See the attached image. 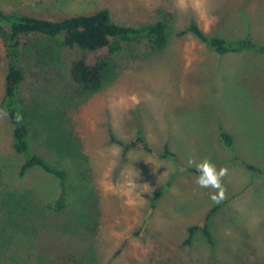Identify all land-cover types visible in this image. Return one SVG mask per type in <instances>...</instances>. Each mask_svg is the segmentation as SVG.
I'll return each instance as SVG.
<instances>
[{"label":"rangeland","instance_id":"1","mask_svg":"<svg viewBox=\"0 0 264 264\" xmlns=\"http://www.w3.org/2000/svg\"><path fill=\"white\" fill-rule=\"evenodd\" d=\"M0 8L48 19L106 8L117 23L162 20L168 32L153 54L140 43L114 57L116 74L93 92L68 73L79 48L21 37L18 95L32 120L29 144L66 172L73 192L62 211L46 209L58 178L38 168L19 175L23 155L8 116L0 118V264H264V172L227 168L225 198L213 204L215 190L198 187L196 172L110 141V132L128 141L140 131L155 149L168 143L186 168L189 157L219 168L236 153L264 169V54L218 55L190 33L175 35L193 20L205 33L249 32L264 44V0H0ZM5 74L0 39V98ZM218 125L232 134V150L218 141ZM59 141L84 154L87 168L73 165L76 152H58Z\"/></svg>","mask_w":264,"mask_h":264},{"label":"trees","instance_id":"2","mask_svg":"<svg viewBox=\"0 0 264 264\" xmlns=\"http://www.w3.org/2000/svg\"><path fill=\"white\" fill-rule=\"evenodd\" d=\"M166 30V23L162 20L137 25L117 23L111 19L106 8L88 14H77L60 19H48L22 12H5L0 8V39L5 49L6 61V74L3 93L0 98V109L7 111L9 121L13 126V148L15 152L23 155L19 175L23 176L32 169L38 168L58 178L59 192L52 201L47 202L46 209L48 211L59 212L69 206L71 203L70 192H73V188L68 183L66 172L35 152L29 144L32 120H28V110L24 107L22 99L18 95V89L23 79L20 68L21 37L28 34L41 35L48 40H58V43L63 47L79 48L82 54L71 60L68 73L71 80L82 91L93 92L101 89L116 74L115 68L118 64L114 57L130 53L133 50L132 46L140 43L146 45L144 55L153 54L163 49L168 42V32ZM186 33L193 35L218 55L245 50L264 54V44L255 41L249 35V32L243 34L242 37L227 39L219 34L205 33L192 20L186 27L175 31L177 37ZM17 112L23 116L20 124H17L14 119ZM110 141L119 144L123 153L130 149H141L147 154L174 160L179 169L196 172L194 168H186L180 164L179 157L170 149L168 143H164L160 149H155L140 131L136 132L135 136L128 141L116 139L110 132ZM218 141L222 146L230 150L233 149V136L222 125H218ZM52 144L57 151L59 149L58 152L60 153H65L66 150L67 152H76L75 147L68 141H64L62 144L59 141V145L57 143ZM70 156L73 158L72 161L75 163L73 164L75 167L84 166L87 168V159L84 154L76 152ZM236 164L242 165L251 172H264L261 166L245 161L243 157L236 153H233L229 160L219 164L218 167L230 168ZM169 182L167 181L152 195V207L155 206L158 197L168 187ZM211 212L212 210L206 214L205 220ZM196 228L197 226L189 227L185 242L190 241V237ZM205 228L202 227L204 232H206ZM70 259L72 262L77 261L73 256Z\"/></svg>","mask_w":264,"mask_h":264},{"label":"clouds","instance_id":"3","mask_svg":"<svg viewBox=\"0 0 264 264\" xmlns=\"http://www.w3.org/2000/svg\"><path fill=\"white\" fill-rule=\"evenodd\" d=\"M7 116V111L0 109V118H6ZM14 119L17 124H20L23 120V116L17 112ZM187 166L196 170L197 176L195 178V183L198 187L215 190L209 193V198L213 204L221 203L225 198L222 179L228 174L227 167L217 168L209 158H202L197 161L193 157L188 158Z\"/></svg>","mask_w":264,"mask_h":264}]
</instances>
